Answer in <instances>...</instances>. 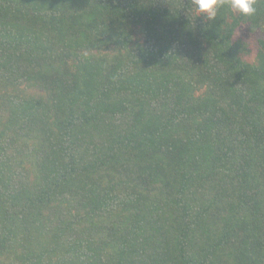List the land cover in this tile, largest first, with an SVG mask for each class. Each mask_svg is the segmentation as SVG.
<instances>
[{
	"label": "trees",
	"instance_id": "16d2710c",
	"mask_svg": "<svg viewBox=\"0 0 264 264\" xmlns=\"http://www.w3.org/2000/svg\"><path fill=\"white\" fill-rule=\"evenodd\" d=\"M256 8L0 0V264H264Z\"/></svg>",
	"mask_w": 264,
	"mask_h": 264
},
{
	"label": "clouds",
	"instance_id": "9594fccd",
	"mask_svg": "<svg viewBox=\"0 0 264 264\" xmlns=\"http://www.w3.org/2000/svg\"><path fill=\"white\" fill-rule=\"evenodd\" d=\"M264 0H190L191 5L198 14L208 21L217 19L221 9L228 7L240 16L251 18L256 14L257 4Z\"/></svg>",
	"mask_w": 264,
	"mask_h": 264
},
{
	"label": "rangeland",
	"instance_id": "374dc122",
	"mask_svg": "<svg viewBox=\"0 0 264 264\" xmlns=\"http://www.w3.org/2000/svg\"><path fill=\"white\" fill-rule=\"evenodd\" d=\"M237 36H241V37H243L245 39H246V37H248L247 34H246V30H239L238 33H237ZM248 38H249V42L251 43V47H252L251 54L254 55L255 51H256L254 38L253 37H248Z\"/></svg>",
	"mask_w": 264,
	"mask_h": 264
}]
</instances>
